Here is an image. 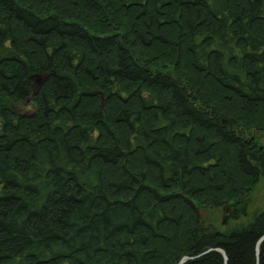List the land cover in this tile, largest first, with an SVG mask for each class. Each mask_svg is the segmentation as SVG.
Masks as SVG:
<instances>
[{
    "label": "trees",
    "instance_id": "16d2710c",
    "mask_svg": "<svg viewBox=\"0 0 264 264\" xmlns=\"http://www.w3.org/2000/svg\"><path fill=\"white\" fill-rule=\"evenodd\" d=\"M260 132L264 0H0V264H257Z\"/></svg>",
    "mask_w": 264,
    "mask_h": 264
},
{
    "label": "rangeland",
    "instance_id": "374dc122",
    "mask_svg": "<svg viewBox=\"0 0 264 264\" xmlns=\"http://www.w3.org/2000/svg\"><path fill=\"white\" fill-rule=\"evenodd\" d=\"M19 109L22 112L30 114L34 112V107L30 103V100L27 101L26 104H21ZM255 134H257L256 136L261 138V141L264 143V132ZM263 208L264 177L249 190L244 201H241L240 203L230 202L221 207H211L210 209L203 211V216L207 223L217 226L221 230H225L235 225L248 222L255 211Z\"/></svg>",
    "mask_w": 264,
    "mask_h": 264
},
{
    "label": "water",
    "instance_id": "95a60500",
    "mask_svg": "<svg viewBox=\"0 0 264 264\" xmlns=\"http://www.w3.org/2000/svg\"><path fill=\"white\" fill-rule=\"evenodd\" d=\"M264 240V235L260 237V239L258 240L257 242V247H256V254H257V264H259V260H260V245L261 243L263 242ZM216 250L220 251L223 255V258H224V261H225V264H227V261H228V256L225 252L224 249L222 248H216ZM190 258V256H184L180 262L178 264H183L185 261H187L188 259Z\"/></svg>",
    "mask_w": 264,
    "mask_h": 264
},
{
    "label": "bare ground",
    "instance_id": "6f19581e",
    "mask_svg": "<svg viewBox=\"0 0 264 264\" xmlns=\"http://www.w3.org/2000/svg\"><path fill=\"white\" fill-rule=\"evenodd\" d=\"M34 111H35V108H34Z\"/></svg>",
    "mask_w": 264,
    "mask_h": 264
}]
</instances>
